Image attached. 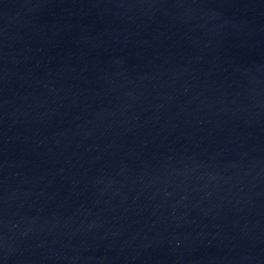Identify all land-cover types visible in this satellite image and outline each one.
Listing matches in <instances>:
<instances>
[{
  "label": "water",
  "instance_id": "95a60500",
  "mask_svg": "<svg viewBox=\"0 0 264 264\" xmlns=\"http://www.w3.org/2000/svg\"><path fill=\"white\" fill-rule=\"evenodd\" d=\"M0 264H264V0H0Z\"/></svg>",
  "mask_w": 264,
  "mask_h": 264
}]
</instances>
